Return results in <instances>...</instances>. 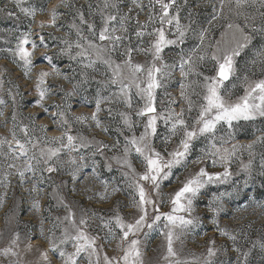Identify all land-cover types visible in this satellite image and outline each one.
Segmentation results:
<instances>
[{"label":"rangeland","instance_id":"374dc122","mask_svg":"<svg viewBox=\"0 0 264 264\" xmlns=\"http://www.w3.org/2000/svg\"><path fill=\"white\" fill-rule=\"evenodd\" d=\"M114 2L117 4L121 15L128 13L133 18L129 24V33L132 35V43L135 45L137 43L134 35L136 20L138 19L140 24L148 21L149 0H142L143 11L136 7L132 0H114ZM29 3L39 6L44 3V0H29ZM57 3L59 0H52L51 3L47 4V8L51 9ZM69 3L71 7L59 9L62 15L57 21L56 28L46 27L41 30L39 23L41 21L48 23L50 18L47 15H37L36 24L32 27L33 38L39 43L38 35L44 34L49 47L47 49L39 48L36 51L33 61L36 66L29 77L25 75L23 67L13 63L11 52L8 51L14 49L19 33L28 30L29 18L20 13L11 0H0V81L3 82L0 85V99L6 102L4 105H0V112L3 113L0 115V139L6 137L12 140L13 115L16 117L17 125H29L30 128L35 129V136L37 137H44L45 135L48 138L61 137L63 133L59 130V122L53 123L52 120V117L57 115L53 105L59 104L60 110L65 112V117L72 127V134L79 133L92 141L89 148L81 149L85 159L81 160L79 153L73 152L71 154L76 157L77 164L86 165L80 168L75 177L72 175V169L76 165L71 164L69 157L62 153L58 171L51 174L44 171L42 173L43 180L40 179V170L46 166L41 163L39 165L40 170L36 172L35 176L26 173L25 180L21 181L16 174V169H9L7 165L16 163L18 167H21L23 160L5 159L7 149L0 148V181H5L4 174L6 172L11 173L8 177V181H10L8 186L5 187L4 184H0V248L8 246L14 233L18 232L21 236L19 245L14 249L18 252V256L7 258L0 256V264H62L57 253L52 251L49 240L44 237L52 235L49 230L53 228L54 223L58 222L57 218L62 221L63 217L68 214L65 205L75 213L77 220L82 213L91 217V226L87 228V231L92 235L98 234L101 237L98 240V245L101 249V264H103L104 253L110 257L122 255V253L117 250L118 240H113L111 244L103 240L105 230L101 228L100 217L109 219L119 213L125 219L131 220L136 213V209L131 207V200L127 194L131 189L127 187L122 175L128 170L117 164L114 157L121 155L124 137L131 135L123 127V121L117 113L125 112L133 121H137L134 131L139 136L143 127L141 118L135 114V111L142 106L143 101L138 96L133 95L132 107H127L123 102L116 101L111 104H102L101 108L104 110L98 114L102 121L100 127H96L94 121H89L86 124L73 122L72 118L75 116L86 115L91 117L95 112L97 92L100 91L101 95L109 96L110 91L103 89L98 84L105 79L100 74L103 69L102 65H97V71L83 70L76 60L70 59L68 55L60 54L61 49L65 47L61 42L62 39L69 42H75L77 39L73 24L80 25L79 12L84 14L85 20L93 23L99 29L101 18L98 9L103 8V0H69ZM178 3H182V0H178ZM220 4L221 0H187V4H183L180 11V22L182 25H190V31L184 44L180 47L188 52L197 46L199 39L196 33L203 30L206 33L204 47L209 52L214 51L217 43L224 46L231 40L232 30L227 28L229 23L239 24L241 27L247 24L248 27L245 28V31L252 36V40L249 47L237 58L236 75L241 78L247 75L252 80L264 78V65L259 62V58L257 57L255 64L252 63L256 50L264 49V34L259 31H252V28L264 27V15H262L264 8L260 6L259 0H256L254 4L250 0L249 5L237 10L234 2L225 0L224 9L220 12ZM6 11H11L14 14L9 16ZM107 11L115 13L116 9L109 8ZM237 11L240 12V15H237ZM246 16L249 19L246 20ZM80 26L84 30V34L88 35L87 25ZM150 39L148 36L144 37V47L148 46ZM180 47L171 46L165 49V59L169 63L179 59ZM71 51L74 54L76 49L73 47ZM45 55L51 57L52 63L62 75L56 76L55 69L43 61L42 58ZM133 58L134 62L141 64L150 60L149 56L136 52L133 53ZM199 70L205 75L213 74L211 64H204ZM42 71L53 73L47 78L46 85L51 88L50 98L43 101L44 107L49 109L48 114L44 112V107H39L36 104L39 94L35 90V85L39 73ZM82 71L87 72L88 79L86 83H80L77 88L76 84L84 79L81 76ZM65 76L68 78L65 79ZM182 79L177 70L172 78L167 81L166 87L157 90L158 110L167 107L169 98L175 99L176 103L172 107L177 112L180 111L181 107H186L180 96L179 83ZM190 79L195 80L197 78L193 76ZM112 90H115V86ZM65 92H74L75 94L65 100ZM238 95H243L242 80L233 90V98ZM13 97H15V102ZM68 105L71 106L70 109ZM108 108L113 109L111 115L107 111ZM193 116H195V111L188 116V119ZM29 118H34V120ZM41 127H45L47 132H40ZM259 129H264V120L262 119H257L255 122H239L233 129L234 139L226 146L231 148L232 144H253L258 137L264 136V131H259ZM15 131L22 138L18 127ZM158 134L160 137L167 135V130L162 123L158 125ZM223 134L221 132V135ZM117 140L120 141L119 144H117ZM178 140V136L172 139L167 146L169 151L177 145ZM99 144L109 147H104L102 153L93 155ZM43 146L44 144L41 142L36 149L37 153L39 147ZM155 146L157 150L164 151L165 145L161 139L155 141ZM13 147H15V141H13ZM202 147H204L203 141H197L189 161L195 160L201 155L200 149ZM237 157L230 164V170L233 173L230 181L224 184L208 185L201 190V194L193 201L192 216L198 218L200 223L184 232L179 239L174 241V249L178 254L177 259L181 264H205L210 247H215L217 251V255L211 258L212 264H244L241 255L243 252L249 253L247 264H264V250L259 246L264 243V174H262L264 168L261 167L264 145L256 144L254 154L251 157L247 150L238 152ZM131 159L137 171H142L143 169L136 161L135 156ZM249 163L252 166L250 175L243 170L244 165ZM108 165H111V170H109ZM201 167H207V170L213 173L224 171V168L219 165L211 167L209 160H204L201 163H189L187 170L173 169V176L161 183L160 195L154 197L162 212L170 211V197L182 187V182L189 174L196 173ZM177 176L179 179H176ZM245 180L248 181L247 187L244 185ZM105 181L108 185L107 190L105 189ZM117 187L121 190L114 192L113 189ZM225 193L232 195H224ZM102 195L106 199H101ZM218 196L222 197V208L217 215L212 209L215 207L214 200ZM36 201L40 204L38 211L33 207ZM214 217L218 221V226L217 223H213ZM217 227L235 235L237 237L236 242L233 243L228 236L222 235ZM55 231L56 236L59 237L61 228L58 227ZM144 231L148 233L146 237L143 232L140 234L143 241L144 264H169L163 259L166 255L167 246L165 236L156 230L145 229ZM29 238L32 243L30 251L27 249ZM213 241H215L214 245L212 244ZM236 248L241 251L237 252ZM66 250L68 252L73 251L71 246H67ZM41 252L48 254L47 262L42 259ZM78 264H88L87 258L82 256L78 260Z\"/></svg>","mask_w":264,"mask_h":264},{"label":"snow or ice","instance_id":"6c2138e0","mask_svg":"<svg viewBox=\"0 0 264 264\" xmlns=\"http://www.w3.org/2000/svg\"><path fill=\"white\" fill-rule=\"evenodd\" d=\"M13 5L19 9L20 13L29 18L28 30L19 33L14 49L11 52L13 63L23 67L25 75L30 77L31 72L36 66L33 61L35 53L39 48L47 49L49 47L45 40V35H38L39 43L33 38L34 33L32 27L36 24L37 15H47L50 19L48 23L41 21L39 28L41 30L46 27H57V21L62 13L60 8L71 7L69 0H59L55 7L48 9L47 4L52 0H44V3L37 6L29 3V0H11ZM234 2L237 10L249 5L250 0H230ZM254 4L256 0H251ZM132 3L143 11L142 0H132ZM260 6L264 8V0H259ZM183 4H187V0H149L148 21L140 24L136 20L135 37L137 43L133 45L132 35L129 33V24L133 19L128 13L120 14V10L114 0H103V8L98 9L100 12L101 24L99 29L85 20L84 14L79 12L80 25H87L88 35L84 34V30L80 25L73 24L76 29L77 39L75 42H69L62 39L65 45L61 49V55H68L70 59L76 60L83 70L92 69L97 71V65H102L103 69L100 74L105 77L103 81L98 82L103 89L109 90V96L101 95L100 91L95 96V112L91 117L82 115L73 117V122L86 124L94 121L96 127H100L102 121L99 113L104 110L102 104L113 101L123 102L127 107H132L133 95L138 96L143 104L139 107L135 114L141 118L143 131L139 136L135 134L137 121H133L125 112L117 114L123 121V127L126 128L131 135L124 137L121 155L114 157L117 164L128 171L123 172L127 187L131 189L127 194L131 200V207L136 209V213L131 220L125 219L119 213L109 219L100 217L101 228L105 230L103 240L111 244L113 240H118V252L122 255L110 257L107 253L103 254V264H144L143 241L140 234L148 235L145 229L149 231L156 230L165 236L167 241L166 255L163 257L169 264H181L177 259V252L174 249V241L180 236L199 225L198 218L192 216L193 201L201 194V190L208 185L228 183L233 175L230 170V164L237 153L247 150L249 156L254 154L256 144L264 145V136H260L253 144L238 145L232 144L231 148L227 147L234 139L233 129L236 124L241 121L255 122L257 119L264 120V78L249 79L247 75L242 78L236 75L237 58L241 56L243 51L249 47L252 36L249 35L245 28L246 24L241 27L239 24L229 23L227 28L232 30L231 40L221 46L217 43L214 51H207L204 47L206 39L205 31L196 33L199 44L188 52H185L182 46L190 31V25H182L180 11ZM158 6V8H157ZM225 6V0H221L219 11L222 12ZM91 7V6H90ZM116 9L115 13L108 12L107 9ZM131 12V9H129ZM6 14L12 16L14 13L6 11ZM237 15L240 12L237 11ZM264 15V13H262ZM216 18L215 16L213 17ZM249 19V17H245ZM158 25V26H157ZM150 29V30H149ZM252 31H259L264 34V27L260 29L252 28ZM51 35V34H48ZM151 39L148 46L144 47V37ZM171 46L180 47L178 53L179 59L169 63L165 59V49ZM73 47L76 52L73 54ZM143 53L150 57V60L144 64L134 62L133 53ZM259 62L264 65V49H258L254 53L252 63ZM118 58V59H117ZM43 61L47 62L53 69L55 75L60 76L62 73L52 63L51 57L45 55ZM211 64L213 74L205 75L200 71L202 65ZM179 71L183 78L179 83L180 96L186 107H181L177 112L172 107L176 103L174 98H169L167 107L157 109V90L165 88L166 83L175 73ZM53 73L42 71L36 81L35 90L39 94L36 104L44 107L43 101L50 98L51 88L47 85V78ZM81 76L84 79L76 84L78 88L80 83L87 82V72L82 71ZM195 76L197 79L192 80ZM68 77L65 76V79ZM242 80L243 95L233 98V90L237 87L238 82ZM231 81V83H228ZM0 81V85H2ZM115 86V90H112ZM197 89H199L197 91ZM74 92H65V100L74 95ZM195 96V99H193ZM15 102V97H13ZM6 102L0 99V105ZM163 103V101H161ZM57 111V115L52 117L53 123L59 122V130L63 135L56 138H48L35 136V129L29 125L16 124V117L13 115V131L12 140L6 137L0 139V148H6L5 159L13 161L23 160V165L18 167L16 163H9V169H16V174L21 181L26 178V173L35 176L39 169V165L43 163L46 167L41 171L40 179L43 180V172L49 174L58 171L62 153L69 157V162L76 165L72 169V175L75 177L80 168L86 165L77 164L76 157L71 154L79 153L81 160L85 159L81 149H87L91 146L92 141L87 137L77 133L72 134V127L65 112L60 110V105H53ZM70 109V105H68ZM109 115L113 109H107ZM195 111V116L188 119V116ZM44 112L49 113V109L44 107ZM0 115H3L0 112ZM146 118V119H145ZM34 120V118H29ZM163 124L167 130V135L160 137L158 134V125ZM19 128L22 138L15 131ZM107 131V129H104ZM40 132L46 133L47 129L41 127ZM264 131V129H259ZM221 132L224 134L221 135ZM121 134L123 132L121 131ZM179 137L177 145L168 150L167 146L174 137ZM161 139L165 145L164 151L157 150L155 141ZM15 141V147H13ZM197 141H203L204 147L200 149L201 155L195 160L189 161V157L195 150ZM43 142L44 146L36 149ZM120 141L117 140V144ZM104 147L108 145L99 144L96 147L97 153H102ZM135 156L136 161L142 167V171H137L133 166L131 157ZM209 160L211 167L217 165L224 168L222 173H213L207 170V167H201L196 173L189 176L182 182V187L176 191L169 199L171 209L169 212H162L160 205L154 197L160 195L161 183L173 176V169L182 168L187 170L189 163H201ZM111 170V165H108ZM261 167L264 168V157H262ZM251 163L244 165L243 170L251 174ZM264 174V173H262ZM5 181L0 184L8 186L10 181L8 177L10 172H6ZM176 179H179L177 176ZM107 190V182H104ZM245 187L248 181H244ZM36 190V189H34ZM119 187L113 191H120ZM224 195H232L225 193ZM101 199H106L101 196ZM222 197L218 196L214 200L215 207L213 211L218 215L221 208ZM62 203V201H61ZM33 207L38 211L40 204L34 202ZM211 207V206H210ZM67 215L61 221L57 218V223L53 224V228L49 231L52 233L50 237H44L49 240L51 249L57 253L62 264H78V260L82 256L86 257L88 264H101V249L98 240L101 237L92 235L87 231L90 227L91 217L81 214L79 220L76 219L75 213L70 207L65 205ZM95 215V214H93ZM66 223V226H64ZM213 223L218 221L213 218ZM61 228V235L56 236V229ZM179 229V232H177ZM222 235L228 236L229 239L236 242L237 237L230 234L226 230H221ZM43 232V229L41 230ZM21 236L18 232L14 233L7 247L0 248V256L5 258L18 256L15 247L19 245ZM215 244V241L212 242ZM67 246H71L73 251L68 252ZM260 248L264 250V243ZM255 247V245H254ZM27 249H32L31 239L27 244ZM237 252L241 250L235 249ZM39 251V249H38ZM217 255L215 247H210L207 252L205 264H212V257ZM244 264H247L248 252L241 253ZM42 259L48 261V254L41 252ZM94 258V259H93Z\"/></svg>","mask_w":264,"mask_h":264},{"label":"trees","instance_id":"16d2710c","mask_svg":"<svg viewBox=\"0 0 264 264\" xmlns=\"http://www.w3.org/2000/svg\"><path fill=\"white\" fill-rule=\"evenodd\" d=\"M238 67H239V65H238Z\"/></svg>","mask_w":264,"mask_h":264}]
</instances>
